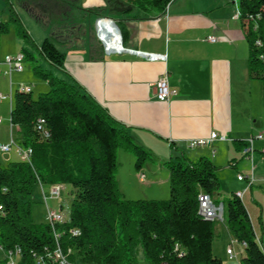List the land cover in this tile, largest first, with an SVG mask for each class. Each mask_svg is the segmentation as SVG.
<instances>
[{
  "label": "trees",
  "instance_id": "16d2710c",
  "mask_svg": "<svg viewBox=\"0 0 264 264\" xmlns=\"http://www.w3.org/2000/svg\"><path fill=\"white\" fill-rule=\"evenodd\" d=\"M8 21H0V38L14 25L17 38L24 43L26 61L40 60L61 67L64 55L53 39L37 45L19 18L10 0H4ZM169 0H106V7L95 10L99 16L118 20L133 13L135 20L162 14ZM244 20L261 14L258 32L247 31L249 67L254 78L264 83V64L256 57L252 42H264V0H239ZM37 54V56L35 55ZM34 74L49 90L34 98L32 92L16 89L11 123L17 128L18 143L33 149L32 162H3L0 158V246L10 250L19 246L21 264H32V254L55 247L51 227L32 220V207L38 184H62L72 195L69 221L59 225L61 246L70 264H136L141 251L147 264H223L213 252L219 222L203 220L198 214V195L205 192L219 203L216 167L208 158H184L169 163L167 200H128L118 189V151L136 157L140 170L147 154L129 132L69 78L54 75L34 65ZM44 118L50 138L43 140L36 130L37 119ZM244 147L245 142H235ZM224 204V219L230 236L245 244L241 264H264L249 214L242 200L232 196ZM79 229L73 236L71 230ZM185 251L179 256L174 246Z\"/></svg>",
  "mask_w": 264,
  "mask_h": 264
},
{
  "label": "crops",
  "instance_id": "0c3cea01",
  "mask_svg": "<svg viewBox=\"0 0 264 264\" xmlns=\"http://www.w3.org/2000/svg\"><path fill=\"white\" fill-rule=\"evenodd\" d=\"M10 3L36 44L50 38L46 29L52 18H59L50 33L64 55L58 71L113 119L129 128L134 142L154 155L153 163H144L139 170V175H145L140 182L149 187H164L162 193H154V198L169 195V163L180 162L181 156L192 161L210 159L217 176L218 170L228 169L229 164L237 167L236 162L251 174L252 166L241 154L243 147L235 142H245L258 133L264 135V83L252 76L249 67L247 27L242 18L235 17L238 0H173L167 12L146 19L135 20L133 13L122 15L124 45L166 54V62L128 54L104 55L100 51L94 26L104 16L95 10L105 8L106 0H90L88 4L81 0H10ZM1 12L6 13L4 21H8V12L5 9ZM84 22L91 25L90 32ZM41 27L44 28L40 31ZM208 36H215L217 42L206 41ZM17 41L23 43L18 38ZM166 68L169 85L177 91L169 103L156 98L155 87ZM42 82L47 92L49 86ZM11 88H14L13 75L9 77V92ZM10 108L9 103L11 115ZM212 132L229 140L214 141L210 147H188L190 140L208 139ZM255 147L254 175L257 164L258 168L264 166V138L256 141ZM0 158L3 162L21 161L18 156ZM232 173L233 182L245 184L243 190H237L243 193L242 200L257 182L264 181L262 175L255 177L257 182L246 190V181L238 178L236 181ZM36 190L39 193V186ZM66 200L67 195L58 206L67 204ZM220 223L217 240L222 239ZM224 228L230 236L226 224ZM229 245L223 252L225 259L219 258L223 264L224 260L227 264H241L242 259L234 263L235 258L227 255ZM0 252V264H5V251L0 248ZM235 255L237 258L236 252Z\"/></svg>",
  "mask_w": 264,
  "mask_h": 264
},
{
  "label": "built area",
  "instance_id": "2783aa9c",
  "mask_svg": "<svg viewBox=\"0 0 264 264\" xmlns=\"http://www.w3.org/2000/svg\"><path fill=\"white\" fill-rule=\"evenodd\" d=\"M173 0H169L166 7L165 12H167L171 2ZM235 17L241 18L240 11L236 12ZM262 19L261 14H249L245 19V25L247 27V31L252 30L253 32H258L259 23ZM94 34L96 38V43L99 45L100 51L104 55H133L142 59H146L149 61H167L166 54H158L152 52H146L142 50H137L133 48L126 47L123 43L122 34L118 26L114 23V21L110 18L100 17L96 20L94 26ZM206 41L210 43L217 42V38L215 36H208ZM252 46L256 51L257 60L260 63L264 64V42L261 38L256 37ZM24 55L23 53H18L15 56L6 55L4 60L0 63L5 67L4 71H0V74H4L9 76L10 78L14 73H21L24 71ZM156 98L159 101L169 103L171 99L177 95V91L171 89L169 85V70L166 68L164 73L160 76L158 81L156 82ZM18 89L25 92H32V87L28 85H21ZM15 90L11 88L8 94H4L0 92V104L9 102L11 104V110L13 107V96ZM11 121V118H10ZM3 123V119L0 116V124ZM36 130L40 133L41 138L43 140H48L50 138V132L46 127V121L44 118H39L35 124ZM264 135L262 133H258L256 135L250 136L246 141V145L242 148L241 154L244 159H246L252 166V172L250 175H238L237 178L239 181H246L248 190L256 181L254 175V159L256 153L255 142L258 140H262ZM228 141L229 139L225 135H220L217 132H212L210 138L208 139H193L188 143V147L190 149H195L198 147H210L212 146L214 141ZM12 151L19 157L22 162H26L31 164L33 149L31 147H25L20 143H16L14 139L11 137L10 142L7 144L0 145V154H8ZM264 152V150H263ZM231 166L235 167V164H231ZM140 181L145 180V175H139ZM40 193L42 194V199L46 205V214L47 220L46 223L51 227L52 234L55 240V247L52 250L46 249L43 253L32 254L33 262L32 264H70L68 261V254H71L72 251L68 250L67 253L63 250L60 239L62 236V232L58 229L59 225L65 224L69 221V210H64V206L60 204L58 208H52L48 204V200L54 199L58 200L61 198L62 193L66 192V186L62 184L57 185H49L47 187L44 184H38ZM236 198L242 200L243 193L237 192L234 194ZM199 202V210L198 214L203 220L207 221H216L223 222L224 221V204L219 203L214 197L205 192H200L198 195ZM2 211V207L0 206V212ZM71 234L73 236L80 235V230L75 228L71 230ZM233 242L228 246L226 253L230 259L236 258L235 251L233 248ZM245 247V244L242 245ZM1 249L5 251V264H21L22 261V250L19 246H15L10 250H5L0 246ZM174 251L179 254V256L184 255V250L182 249L179 243H176L174 246Z\"/></svg>",
  "mask_w": 264,
  "mask_h": 264
},
{
  "label": "rangeland",
  "instance_id": "374dc122",
  "mask_svg": "<svg viewBox=\"0 0 264 264\" xmlns=\"http://www.w3.org/2000/svg\"><path fill=\"white\" fill-rule=\"evenodd\" d=\"M83 4H88L90 0H81ZM239 1V0H238ZM82 4V5H83ZM81 5V6H82ZM6 7V3L4 0H0V21H4L6 13H2V9ZM17 16V15H16ZM18 17V16H17ZM59 18L55 17L51 19L50 26L47 27L46 30H48V36L49 39H52V35H50L51 30L53 29L52 25L58 24ZM88 31H91V25L85 24ZM25 28V27H24ZM44 27L40 28V31L43 30ZM26 29V28H25ZM43 33H41L42 35ZM55 40V38H53ZM20 42V41H19ZM43 43V42H42ZM41 43V44H42ZM37 44V45H41ZM23 43H18L17 41V35L15 33V27L14 25H10V32L7 34H4L0 38V62L4 60V57L6 54H9L11 56H15L18 53H21V47ZM37 56V54L35 53ZM40 65L43 69L51 71L56 76H61L63 78L64 75L60 74L58 69L56 67L49 66V64L45 63L44 61L40 60L37 63H32L29 61H24V71L21 73H14L13 74V82H14V88L13 90L18 89L21 85H30L32 87V95L34 98H37L40 94L45 93L46 88H42L44 86L42 80L38 78L34 72L33 68L34 65ZM5 67L0 64V71H4ZM0 92L4 94L9 93V76H6L4 74H0ZM0 116L3 119V123L0 124V145L1 144H7L10 142L11 137L14 139V141L17 143L19 140L18 133L16 130V127L14 125L11 126L10 121V112H9V102H5L0 104ZM20 143V142H19ZM146 153H148L146 151ZM5 156L8 158L9 156H12L13 158H16L17 155L14 151L8 154H0V156ZM189 156L188 153H186V157ZM19 158V157H18ZM183 157L181 156V161H183ZM154 155L153 154H147V159L145 163H153ZM118 161H119V170L117 174V181H118V189L120 190V193L128 200H167L169 198V195L163 196L160 194L158 196L159 198H154V193L160 192L162 193L164 190L163 186L158 187H149L145 185L144 183L139 181V170L136 169V157L123 149L118 151ZM178 161V160H176ZM175 162V160H174ZM232 163V162H231ZM237 167H233L230 164L227 165L228 169H221L218 170V180L220 183L219 189H218V196L221 198V202L227 203L231 197L236 194L237 190H243L245 187V184H237L236 182H233V173L234 172V178L237 181L238 175L246 176L248 175L245 171V166L241 165V163L236 162ZM145 173V172H143ZM147 174V172H146ZM217 174V171H216ZM260 175L263 176L264 179V166H260L255 171V177L258 178ZM257 182V180H256ZM66 193H62V197L58 200H48L49 206L52 208H58V204L62 201H64L65 196L67 195V204H64V210H69L70 204L72 202V195L69 193V190L66 189ZM149 195V196H148ZM249 217L251 219V223L254 229V232L256 234L259 246L264 251V181L257 182L253 189L248 191V193L245 195L244 199L242 200ZM32 220L36 224H45L47 220V214H46V205L44 200L42 199V194L39 193L36 190L35 191V198H34V204L32 207ZM225 223H220V234L222 239L217 238L219 236H216L215 243H214V254L218 257L225 259L223 252L226 249V246L230 244V241L234 240L231 236L228 235L227 231L224 228ZM262 239V241H261ZM218 242V243H217ZM234 251L238 255L237 258L234 259V263H236L238 260L240 261L243 257H245V250L242 247L240 243L237 241L233 244ZM1 254V252H0ZM225 264L226 260H224ZM238 261V262H239ZM136 264H147L146 260L143 256V253L139 251L138 253V259Z\"/></svg>",
  "mask_w": 264,
  "mask_h": 264
},
{
  "label": "water",
  "instance_id": "95a60500",
  "mask_svg": "<svg viewBox=\"0 0 264 264\" xmlns=\"http://www.w3.org/2000/svg\"><path fill=\"white\" fill-rule=\"evenodd\" d=\"M113 21H114V23L118 26V24H117V21L116 20H114V19H112ZM118 28H119V26H118ZM120 29V28H119Z\"/></svg>",
  "mask_w": 264,
  "mask_h": 264
}]
</instances>
